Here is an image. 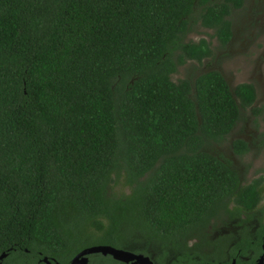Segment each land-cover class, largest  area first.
Returning a JSON list of instances; mask_svg holds the SVG:
<instances>
[{"label":"trees","instance_id":"16d2710c","mask_svg":"<svg viewBox=\"0 0 264 264\" xmlns=\"http://www.w3.org/2000/svg\"><path fill=\"white\" fill-rule=\"evenodd\" d=\"M245 3L0 0V264L39 254L70 264L92 228L102 245L157 264H224L205 251L216 242H190L231 201L256 212L264 176L244 185L206 147L226 140L242 109H262L254 85L231 89L218 71L172 77L213 55L206 39L186 41L195 20L226 46ZM263 235L264 224L256 253Z\"/></svg>","mask_w":264,"mask_h":264},{"label":"rangeland","instance_id":"374dc122","mask_svg":"<svg viewBox=\"0 0 264 264\" xmlns=\"http://www.w3.org/2000/svg\"><path fill=\"white\" fill-rule=\"evenodd\" d=\"M231 20L234 40L226 46H221L216 37H213V31L201 27L196 19L186 41L199 42L201 39H206L211 43L213 55L202 63L187 62L172 78L174 82L183 79L194 81L203 73L218 71L233 89L243 83L253 84L256 87L257 98L253 108H261L262 112L254 114L252 108L242 109L240 121L226 140L222 143H208L206 147L214 156L228 160L245 185L264 176V0H246L241 10L233 11ZM239 140L244 141L248 149L244 154L238 155L233 144ZM121 178L122 176L120 180L118 179L119 183L113 186L112 195L121 197L129 193V188L122 184ZM233 211L234 209L229 208L228 212L224 211L213 219L204 230V237L202 235L200 239L191 241L190 246L195 243L209 244L216 238L232 236L237 227L236 222L244 220V216L247 217L237 215ZM229 212L233 213L230 215ZM252 217L257 219L255 225L260 221L264 222V201ZM87 235L89 236H84L77 243L79 248L102 245L103 232L92 228L87 231ZM225 242L223 240L220 248H224ZM114 246L140 254L136 248H127L120 244ZM112 263L110 259H101V257L90 259V264Z\"/></svg>","mask_w":264,"mask_h":264},{"label":"flooded vegetation","instance_id":"af4514ba","mask_svg":"<svg viewBox=\"0 0 264 264\" xmlns=\"http://www.w3.org/2000/svg\"><path fill=\"white\" fill-rule=\"evenodd\" d=\"M233 40H234V31H233V37L229 43H231ZM243 84H246V83H243ZM247 84H249V83H247ZM239 85H241V84H239ZM231 89H233V88H231ZM255 89H256V87H255ZM256 93H257V90H256ZM229 203L230 204L228 206V209L229 208L234 209V211L236 212V209H235L236 204L234 203V201H231ZM225 212H228V210ZM233 212H229V214L231 215V213H233ZM254 213H256V212H254ZM254 213L253 212L252 213H248V212L238 213V212H236L237 215H242V216L246 215L248 218L244 216V220L236 222L237 232L235 230V232L232 234V236H229L227 238H222V239L216 238L213 242L217 243V245H218L217 248L210 247L209 249H206L205 251H209L210 253H215L216 255H219V256L215 257L214 259H218L219 261H221V259H222L224 264H258L261 257L264 256V235L262 238V245H261V249H260L261 251L259 253H256L254 251V249L250 246L255 243V238H256L255 237V231H256V229L260 228L261 225L264 224V222L260 221L258 224L255 225V221L257 219L256 218L253 219L252 216L254 215ZM223 240L226 241L224 248H220V244L223 242ZM249 243H250V246H249ZM225 247H226V249H225ZM218 248H219V250H218ZM91 256H98V255H91ZM91 256H89V264H90ZM42 260H43V258L41 257V254H39L38 258H36V257L30 258V261L32 262V264H45L44 262H42ZM152 260H153V258H152ZM50 261H51V264H59L54 259H51ZM154 263H155V261H154ZM70 264H71V261H70ZM121 264H123V263H121ZM155 264H157V263H155Z\"/></svg>","mask_w":264,"mask_h":264},{"label":"water","instance_id":"95a60500","mask_svg":"<svg viewBox=\"0 0 264 264\" xmlns=\"http://www.w3.org/2000/svg\"><path fill=\"white\" fill-rule=\"evenodd\" d=\"M101 255L111 257L114 261L123 264H155L150 256L137 254L130 250L115 248L111 245H97L82 249L71 260V264H89V256ZM6 254L0 256V262L6 258ZM264 256L261 257L258 264H263ZM42 262L51 264V261L45 257Z\"/></svg>","mask_w":264,"mask_h":264}]
</instances>
